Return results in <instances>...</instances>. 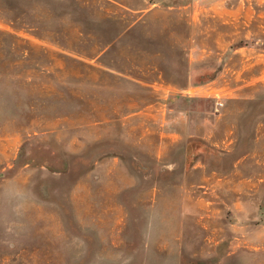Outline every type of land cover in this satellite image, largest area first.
<instances>
[{"label":"rangeland","instance_id":"rangeland-1","mask_svg":"<svg viewBox=\"0 0 264 264\" xmlns=\"http://www.w3.org/2000/svg\"><path fill=\"white\" fill-rule=\"evenodd\" d=\"M0 264H264V0H0Z\"/></svg>","mask_w":264,"mask_h":264},{"label":"clouds","instance_id":"clouds-1","mask_svg":"<svg viewBox=\"0 0 264 264\" xmlns=\"http://www.w3.org/2000/svg\"><path fill=\"white\" fill-rule=\"evenodd\" d=\"M17 242L16 241H13L12 243H11V245H15Z\"/></svg>","mask_w":264,"mask_h":264},{"label":"trees","instance_id":"trees-1","mask_svg":"<svg viewBox=\"0 0 264 264\" xmlns=\"http://www.w3.org/2000/svg\"><path fill=\"white\" fill-rule=\"evenodd\" d=\"M12 21V20H11Z\"/></svg>","mask_w":264,"mask_h":264}]
</instances>
